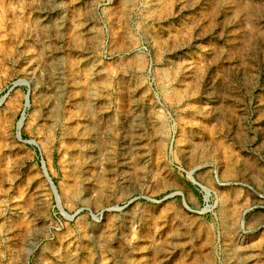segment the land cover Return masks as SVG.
<instances>
[{
    "label": "rangeland",
    "instance_id": "1",
    "mask_svg": "<svg viewBox=\"0 0 264 264\" xmlns=\"http://www.w3.org/2000/svg\"><path fill=\"white\" fill-rule=\"evenodd\" d=\"M263 69L264 0H0V264H264Z\"/></svg>",
    "mask_w": 264,
    "mask_h": 264
},
{
    "label": "water",
    "instance_id": "2",
    "mask_svg": "<svg viewBox=\"0 0 264 264\" xmlns=\"http://www.w3.org/2000/svg\"><path fill=\"white\" fill-rule=\"evenodd\" d=\"M42 170L44 171V173L46 174V172H45V169H44V167H43V165H42ZM46 176H47V174H46ZM48 177V176H47ZM48 179H49V181H50V178L48 177ZM50 184H51V186H52V182H50ZM53 187V186H52Z\"/></svg>",
    "mask_w": 264,
    "mask_h": 264
},
{
    "label": "bare ground",
    "instance_id": "3",
    "mask_svg": "<svg viewBox=\"0 0 264 264\" xmlns=\"http://www.w3.org/2000/svg\"><path fill=\"white\" fill-rule=\"evenodd\" d=\"M241 37V36H240ZM237 49V48H236ZM264 70V69H263Z\"/></svg>",
    "mask_w": 264,
    "mask_h": 264
}]
</instances>
